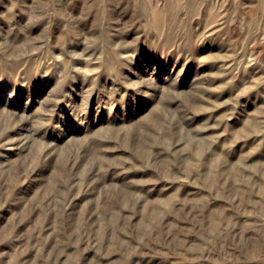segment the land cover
Instances as JSON below:
<instances>
[{"label":"rangeland","instance_id":"obj_1","mask_svg":"<svg viewBox=\"0 0 264 264\" xmlns=\"http://www.w3.org/2000/svg\"><path fill=\"white\" fill-rule=\"evenodd\" d=\"M0 264H264V0H0Z\"/></svg>","mask_w":264,"mask_h":264}]
</instances>
